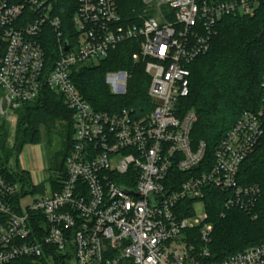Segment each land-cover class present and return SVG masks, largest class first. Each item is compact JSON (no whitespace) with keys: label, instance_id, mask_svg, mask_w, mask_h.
<instances>
[{"label":"built area","instance_id":"1","mask_svg":"<svg viewBox=\"0 0 264 264\" xmlns=\"http://www.w3.org/2000/svg\"><path fill=\"white\" fill-rule=\"evenodd\" d=\"M258 2L143 0L141 23L131 25L116 0H78L67 33L50 0H0V116L44 90L59 93L73 112L66 170L47 183L46 194L22 207L19 182L0 174V264H264V243L210 260L214 226L204 203L213 188L230 194L227 209L256 208L260 188L241 186L238 176L264 136V78L261 107L245 112L218 144L212 168L179 185L171 177L174 169L190 174L206 154L204 142L191 144L196 113L180 117L189 66L210 51L222 18L252 14ZM50 34L57 55L51 66L44 47ZM129 41H139L133 60L144 61L151 79L153 110L142 119L128 109L96 111L72 79L75 66L107 59ZM109 76L122 79L117 94H124L130 76ZM182 202L193 203L185 217Z\"/></svg>","mask_w":264,"mask_h":264},{"label":"trees","instance_id":"2","mask_svg":"<svg viewBox=\"0 0 264 264\" xmlns=\"http://www.w3.org/2000/svg\"><path fill=\"white\" fill-rule=\"evenodd\" d=\"M54 15L63 22L67 33L72 29L73 16L78 0H50ZM119 14L128 24H139L138 16L143 14V0H116ZM231 2L234 0H210ZM210 51L189 66L191 71L190 95L180 101V117L188 112L196 113V122L190 139L193 149L201 142L206 144L203 163L190 174L177 169L171 177L178 185L189 175H198L210 170L218 144L227 136L245 112H255L263 103L262 80L264 78V0H259L255 11L249 15L233 14L222 18ZM44 44L48 63L57 59L53 36L50 34ZM140 52L139 41L123 43L107 59L77 65L72 79L82 97L96 111L115 114L123 109L132 110L137 119L146 117L153 105L148 96L151 79L145 73V63L135 64L133 55ZM126 72L130 77L126 92H112L107 82L111 73ZM17 134L14 147L8 146L9 131L0 123V174L28 187L34 193L39 190L32 183L30 173L20 166V155L27 145L40 141V127L45 126L47 134H53L57 123H62L65 144L51 164L58 174H64L66 161L73 147V112L64 98L57 92L44 90L39 97L25 104L17 111ZM62 132V131H61ZM62 133V134H63ZM54 181V178H50ZM241 186H258L261 190L256 208L252 214L240 209H227L229 193L209 189L205 197V209L209 222L214 226L210 244L211 261L243 252L264 243V136L241 166L238 176ZM25 195L21 190L20 197ZM180 217L192 213L193 203L182 202ZM256 216V218H254ZM9 264H46L32 259H19ZM122 264H130L123 262Z\"/></svg>","mask_w":264,"mask_h":264},{"label":"rangeland","instance_id":"3","mask_svg":"<svg viewBox=\"0 0 264 264\" xmlns=\"http://www.w3.org/2000/svg\"><path fill=\"white\" fill-rule=\"evenodd\" d=\"M121 80L122 79H120L119 76L117 78L116 76L108 77L107 82L109 83L112 92L117 93L123 90ZM17 121L18 116L14 111L9 112L7 116H0V123H5L6 128L9 131L8 146L11 148L15 146L16 142ZM40 132V141L35 145L25 146L19 158L20 166L22 165L23 168L29 170L34 180L41 182L44 179V182L38 187L39 190L34 193L30 190V188L23 187V185L19 183V190L25 191V195L21 197L22 207H27L31 203L34 196H42L46 194L47 183L50 181V178H55L58 174L57 169H51L50 167L51 164H56L55 161L53 163L52 161L56 156H59L58 153L62 151L65 144L66 135L63 133L62 123H57L53 134L48 135L44 125L40 127ZM58 161H61L60 156ZM32 183L34 185L33 180ZM204 213V207L198 205L197 216L202 217Z\"/></svg>","mask_w":264,"mask_h":264},{"label":"crops","instance_id":"4","mask_svg":"<svg viewBox=\"0 0 264 264\" xmlns=\"http://www.w3.org/2000/svg\"><path fill=\"white\" fill-rule=\"evenodd\" d=\"M21 167H22V165H21ZM23 168V167H22ZM23 169H25L26 171H28L29 173H30V175H31V179L33 180V182H34V184L37 182V183H40L39 181H36V180H34V178H33V176H32V174H31V172L29 171V170H27L26 168H23ZM44 180V179H43Z\"/></svg>","mask_w":264,"mask_h":264}]
</instances>
